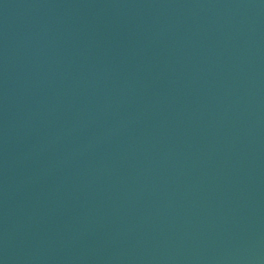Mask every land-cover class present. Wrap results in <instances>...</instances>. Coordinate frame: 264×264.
<instances>
[{"label":"water","instance_id":"water-1","mask_svg":"<svg viewBox=\"0 0 264 264\" xmlns=\"http://www.w3.org/2000/svg\"><path fill=\"white\" fill-rule=\"evenodd\" d=\"M0 264H264V0H0Z\"/></svg>","mask_w":264,"mask_h":264}]
</instances>
